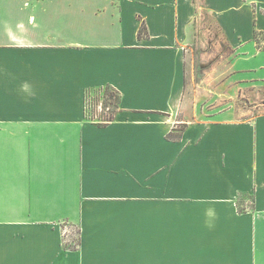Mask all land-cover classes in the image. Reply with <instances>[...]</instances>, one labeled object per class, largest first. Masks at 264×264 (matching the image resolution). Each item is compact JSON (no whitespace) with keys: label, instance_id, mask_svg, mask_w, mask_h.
Masks as SVG:
<instances>
[{"label":"crops","instance_id":"obj_1","mask_svg":"<svg viewBox=\"0 0 264 264\" xmlns=\"http://www.w3.org/2000/svg\"><path fill=\"white\" fill-rule=\"evenodd\" d=\"M204 18L230 52L207 112ZM237 91L264 97V0H0V264H264V113Z\"/></svg>","mask_w":264,"mask_h":264},{"label":"rangeland","instance_id":"obj_2","mask_svg":"<svg viewBox=\"0 0 264 264\" xmlns=\"http://www.w3.org/2000/svg\"><path fill=\"white\" fill-rule=\"evenodd\" d=\"M201 29L202 31H199L197 40L191 45L189 51V85L196 89V99L199 103L203 102L202 111L207 112V109H211L210 107L213 105H216L217 108H224L226 105L223 103V100H227V98L222 97L220 86L228 72L227 60L230 52L221 34L208 18H204ZM108 89L113 92L111 88ZM106 91L104 99L114 105L117 98L108 96ZM199 92L202 95L199 96ZM229 99L233 101V108L236 112L242 114L241 118L244 116L248 118L249 115L254 117L255 115L264 113V97L260 99V97L254 96L250 100L242 92L237 91L235 96ZM92 105L93 109L90 116L93 118L97 116L96 114L101 116L96 106ZM109 113H106L107 119L113 117L114 106L111 109V113ZM78 239L75 232L69 244L76 246Z\"/></svg>","mask_w":264,"mask_h":264},{"label":"built area","instance_id":"obj_3","mask_svg":"<svg viewBox=\"0 0 264 264\" xmlns=\"http://www.w3.org/2000/svg\"><path fill=\"white\" fill-rule=\"evenodd\" d=\"M113 93H114V91H113ZM109 96V95H108ZM113 98H117V94L116 93H114V95H111ZM104 98H105V96H104ZM117 101H118V99H117ZM117 101H115L114 102V105H112L111 104V102H107L105 99H103L98 105H96V109H98V111H99V113H101V116H99V114H96L97 116H95V118H93L92 116H90V114H91V110L93 109L92 107H91V105H89L88 107V114H89V116L92 118V119H98V120H100V121H104V120H106L107 118H106V113H108V112H110L111 113V109L113 108V106H114V109H115V104H117ZM109 113V114H110Z\"/></svg>","mask_w":264,"mask_h":264},{"label":"trees","instance_id":"obj_4","mask_svg":"<svg viewBox=\"0 0 264 264\" xmlns=\"http://www.w3.org/2000/svg\"><path fill=\"white\" fill-rule=\"evenodd\" d=\"M106 92H107V94L109 96L114 95V93L112 91H110L108 88H107V91ZM117 99H119L118 95H117Z\"/></svg>","mask_w":264,"mask_h":264}]
</instances>
